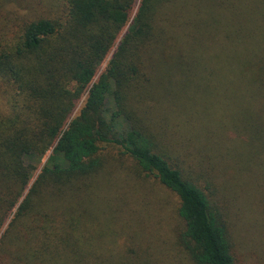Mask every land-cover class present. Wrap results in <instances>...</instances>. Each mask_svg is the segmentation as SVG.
<instances>
[{
    "label": "trees",
    "instance_id": "16d2710c",
    "mask_svg": "<svg viewBox=\"0 0 264 264\" xmlns=\"http://www.w3.org/2000/svg\"><path fill=\"white\" fill-rule=\"evenodd\" d=\"M34 2V16L0 39V264H85L80 226L100 213L93 191L110 145L178 196L193 260L234 264L226 223L170 164L147 98L246 89L245 105L264 100V0ZM224 126L243 129L248 145L264 133Z\"/></svg>",
    "mask_w": 264,
    "mask_h": 264
},
{
    "label": "rangeland",
    "instance_id": "374dc122",
    "mask_svg": "<svg viewBox=\"0 0 264 264\" xmlns=\"http://www.w3.org/2000/svg\"><path fill=\"white\" fill-rule=\"evenodd\" d=\"M37 8L34 0H0V39L11 36ZM230 90L161 89L147 98L146 114L170 164L191 178L221 214L234 264H264V133L250 142L253 147L240 136L243 129L222 127L245 121L263 125L264 100L250 108L242 97L246 89ZM101 156L105 166L93 191L100 213L80 226L85 237L78 247L86 252L85 264H198L182 239L178 196L121 147L107 146Z\"/></svg>",
    "mask_w": 264,
    "mask_h": 264
}]
</instances>
